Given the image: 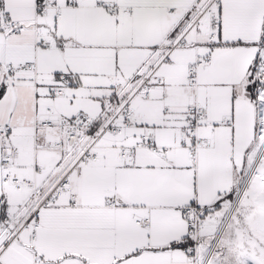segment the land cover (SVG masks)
I'll use <instances>...</instances> for the list:
<instances>
[{"label":"snow or ice","instance_id":"snow-or-ice-1","mask_svg":"<svg viewBox=\"0 0 264 264\" xmlns=\"http://www.w3.org/2000/svg\"><path fill=\"white\" fill-rule=\"evenodd\" d=\"M0 264H264V0H0Z\"/></svg>","mask_w":264,"mask_h":264}]
</instances>
